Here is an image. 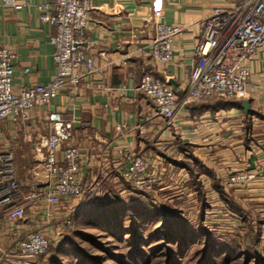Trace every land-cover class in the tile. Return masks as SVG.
<instances>
[{
  "label": "crops",
  "instance_id": "1",
  "mask_svg": "<svg viewBox=\"0 0 264 264\" xmlns=\"http://www.w3.org/2000/svg\"><path fill=\"white\" fill-rule=\"evenodd\" d=\"M23 1L17 0L13 9L0 5V46L8 45L16 51V87L48 84L56 72L51 42L55 28L40 20L36 4L51 0H27L28 5ZM243 1L93 0L88 36L94 41L96 71L84 77L76 89H63L51 109L36 108L28 121L9 120L1 130L3 140L13 146L26 193L35 190V182L47 181V171L37 161L33 146L50 134L48 116L55 112L63 119L75 120L74 142L81 152L85 191L80 198L57 206L54 214L69 216L79 209L80 199L94 194L98 199L106 198L121 189L123 174L137 154L146 156L148 173L167 199L170 196L165 193L173 184L185 185L192 180L191 167L196 169L197 158L202 162L200 179L209 188L206 194L225 198L226 202L232 200L244 224H250L253 232L263 231L264 46L251 62L248 92L237 99L243 105L249 101L248 113L244 106L215 108L217 99H212L190 105L175 124L168 125L154 103L137 89L143 73L151 71L169 83L173 80L176 85L170 84L181 93L185 86L184 66L193 61L190 48L200 37L204 19L215 7L230 9ZM158 9L166 23L184 27L176 41L174 62L168 65L144 54ZM101 51L107 53L106 57L99 55ZM36 165L38 176L31 172ZM244 172L257 175L243 184L229 183L230 176ZM29 204L43 220V200H31ZM225 205L233 211V205Z\"/></svg>",
  "mask_w": 264,
  "mask_h": 264
},
{
  "label": "built area",
  "instance_id": "2",
  "mask_svg": "<svg viewBox=\"0 0 264 264\" xmlns=\"http://www.w3.org/2000/svg\"><path fill=\"white\" fill-rule=\"evenodd\" d=\"M23 3L28 5L27 0ZM0 5L13 9L18 2L0 0ZM36 8L40 20L55 28L51 37L56 64L53 79L48 84L16 87V51L8 45L0 46V232L6 229L15 234L19 233V222L25 220L29 201L41 199L47 208L60 206L80 198L85 191L81 152L74 142L75 120L63 119L55 112L49 114L51 132L33 146L37 161L47 171V181L35 182V190L28 194L18 174L13 146L1 136L5 122H25L36 108L51 109L63 89H76L84 77L96 71L92 54L94 41L88 36L93 0H51L36 4ZM153 17V34L144 54L151 60L172 64L176 41L184 27L166 23L160 9ZM263 46L264 0H244L230 9L215 7L202 22L200 37L190 48L193 61L184 66L183 91L178 93L168 80L151 71L143 73L137 89L154 103L168 125H173L192 104L244 97L251 84V62ZM99 55L106 57L107 53L101 51ZM37 165L31 170L35 176H38ZM256 175L255 172L237 173L230 176L229 183L243 184ZM123 176L132 190L139 187L143 193H149L156 184L148 173L144 154L131 159ZM67 224L71 225V221ZM16 240V247L11 251L23 257L44 254L52 244V239L40 229L21 234ZM3 256L9 257V254L4 252Z\"/></svg>",
  "mask_w": 264,
  "mask_h": 264
},
{
  "label": "rangeland",
  "instance_id": "3",
  "mask_svg": "<svg viewBox=\"0 0 264 264\" xmlns=\"http://www.w3.org/2000/svg\"><path fill=\"white\" fill-rule=\"evenodd\" d=\"M202 184L206 194L209 188L204 186L203 181ZM172 186L165 193L170 197L165 199V196H161V187L156 184L149 193H143L139 187L132 190L131 184L125 180L121 189L112 192L111 196L98 199L94 194L88 199H80L79 209L69 216L65 213L54 214L57 206H44L46 213L43 220L38 219L36 208L27 206L25 220L19 222V233L13 231L12 234L6 229L0 232V264H164L167 248L176 264H199L205 257L203 251L208 233L214 240L238 242L242 252L254 248L257 255L264 257L263 227V231L258 229V234L253 232L250 224H244L240 210L233 208L231 212L227 209L225 203L230 207L232 203L235 205L231 199L232 203H229L225 198L206 194L207 208L203 221L206 230L197 231L195 225L197 227L199 224L201 199L195 185L189 180L185 185L175 183ZM104 202H108L106 207ZM93 203L94 209L99 207L102 210L103 214L99 213L102 217L83 221L79 215ZM69 220L71 225L67 224ZM38 229L52 239L46 253L23 257L11 251L15 249L19 235ZM199 232L206 235L200 237ZM61 246L65 250L69 248L71 255L65 251L56 255V250ZM137 246L140 248L138 254L132 257L130 254ZM178 249L186 251L184 257L179 255ZM241 251H234L231 253L232 260L222 263L220 246H216L207 251V257L211 264H242L245 255ZM4 252L9 257L3 256Z\"/></svg>",
  "mask_w": 264,
  "mask_h": 264
},
{
  "label": "trees",
  "instance_id": "4",
  "mask_svg": "<svg viewBox=\"0 0 264 264\" xmlns=\"http://www.w3.org/2000/svg\"><path fill=\"white\" fill-rule=\"evenodd\" d=\"M222 106L223 107H226V108H229V107H232V106L243 107V102L241 100H225V99H219V100H217V102H216V104H215L214 107L215 108H219V107H222ZM180 163L185 164V165H189L185 161H182ZM201 167H202V162L196 158V169H194L193 167H191V171H192V183L196 187V193L198 195V198L201 199V210H200V215H199V224H198L197 227L195 225V228L197 229V231L198 230H201V231H203V230L205 231L206 230L203 221H204V214H205V211H206V208H207L206 207L207 206V202H206V194H205V191H204L203 186H202V181L200 179V175H201V173H203ZM215 185L219 189L221 188L218 182H216ZM94 200L97 201L98 199L95 198ZM97 202L99 203V201H97ZM107 203L108 202H104L105 207L107 206L106 205ZM109 203H112V202H109ZM230 203H232V201H230ZM232 205H233V208L234 209L239 210V208H237V206H235L233 203H232ZM94 207H95V204L93 203L92 206L90 205L86 210H84L83 212H81V214L79 215L80 218H82V220L83 221H86V222H87V220H92V219L97 220L98 218L100 219L102 216H99V213H101L102 210L99 207H97V208L94 209ZM90 209L91 210L93 209V210L91 211ZM101 214H103V212ZM102 219H104V218H102ZM176 219H179L181 221V218H178L177 217ZM181 222L183 223L184 221H181ZM168 224L170 226V222H168ZM199 234H200V237H201L203 233L199 232ZM203 235H206V233L204 232ZM205 245H206V248L203 251L205 253V257H204V259H202L200 261L199 264H211V261L207 257V254H208L207 251H210L212 249V247L215 248L216 246H220V250H221V253H222L221 255H223L222 256V260H221L222 263L229 262L230 260H232L231 259V257H232V254L231 253H233L234 251H238V249L241 251V248H242V247H240L241 245H239V243L238 242H235L234 240H231L230 242H226L224 240L218 241V239H215L214 240V238L209 233L207 234V237L205 239ZM162 247H167V245L166 246H162ZM139 249H140L139 246H137L136 248L133 249V251H132L133 254L131 253L130 255L132 257H134L133 255L134 254L137 255L138 254L137 252L139 251ZM60 251H65L66 253H68V254L71 255L69 248L65 250L64 248H62V246L59 247L56 250V255ZM161 251H162V249H161ZM165 251L167 253V256H166V259L164 261V264H176L174 262V260L172 259V257H171L172 255L170 254L168 248L165 249ZM178 252H179V255L181 257H184L186 251H180L178 249ZM241 253H243L245 255V257H244V259L242 261V264H264V257L261 256V255H257V252H256V250L254 248H249L247 250V252H242L241 251ZM53 259H57V258H54L53 257ZM59 260H54V261H59ZM143 260H144V258H143ZM145 263H146V259H145Z\"/></svg>",
  "mask_w": 264,
  "mask_h": 264
},
{
  "label": "water",
  "instance_id": "5",
  "mask_svg": "<svg viewBox=\"0 0 264 264\" xmlns=\"http://www.w3.org/2000/svg\"><path fill=\"white\" fill-rule=\"evenodd\" d=\"M170 83H173L174 85H176V83L173 80H170ZM243 106H244V109H245L246 113H248L250 111V103H249V101H245Z\"/></svg>",
  "mask_w": 264,
  "mask_h": 264
}]
</instances>
